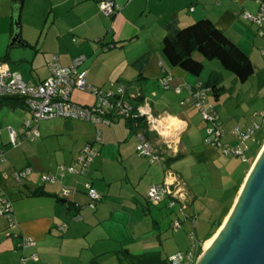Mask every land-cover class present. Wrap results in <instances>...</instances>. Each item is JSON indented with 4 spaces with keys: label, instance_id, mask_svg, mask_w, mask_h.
I'll use <instances>...</instances> for the list:
<instances>
[{
    "label": "crops",
    "instance_id": "obj_1",
    "mask_svg": "<svg viewBox=\"0 0 264 264\" xmlns=\"http://www.w3.org/2000/svg\"><path fill=\"white\" fill-rule=\"evenodd\" d=\"M102 1L114 3L116 10L112 15L102 12ZM12 5L13 0H0V43L5 52L0 58L6 57L10 69L23 80L39 83L46 78L47 59L51 54H56L64 66L84 55L78 70L85 71L88 84L110 92L116 91L119 84L127 87L131 83L134 87L127 93L132 101L142 97L153 112L157 103L155 97L165 96L162 109L187 126L189 119L195 118L197 109L180 102L188 96L187 87L199 81L206 83L209 73L206 79H201L202 75L191 76V79L182 69L169 66L161 51L163 37L206 18L249 58L257 45L256 27L241 17L242 11L256 12L254 0H22L18 13L20 43L11 44L15 23ZM190 7L193 10H189ZM15 48L33 51L26 58L25 51L13 55ZM164 77L169 79L168 89L161 88L160 81ZM176 87L180 91L175 94H183V97L170 95V90ZM206 99L219 114L218 100H214L211 92ZM27 112L19 106L0 108L3 135L0 150L4 153V159H0V196L11 202L16 222L11 228L6 217L0 216V264H19L22 257L26 258V264H92L94 261L96 264H130L131 255L164 258L180 251L167 249L162 240V232L177 217L176 205L171 206L169 198L151 205L146 200V191L149 185L163 180V170H169L171 162L188 154L192 155L194 163L214 164L219 160V147L204 142L205 122L197 117L201 143L196 144L189 137L183 143L184 129L179 135L178 153L167 155L162 169V164L149 163L136 154L135 132L124 119L117 117L109 124L65 119L63 127L53 132L39 122V136L28 141L30 143L22 141L19 145L22 147L14 149L10 144V131H19ZM172 121L176 125L175 119ZM60 130L70 140L49 145V138ZM98 131L99 142L96 141ZM150 142L163 150L155 135ZM232 142L229 144L233 145ZM87 143L93 144L98 155L86 174L77 176L64 172L60 176L58 166L71 164ZM9 144L10 147H6ZM24 168H30L31 172L18 182L14 172ZM249 168L247 165L240 175L232 176L226 208L215 218L210 232L215 233L218 223L228 215ZM43 172L52 174L55 180L43 182L40 177ZM86 183L101 195L94 210L87 207ZM65 189L69 194L64 195ZM40 190L47 194H38ZM60 199H66V203H61ZM194 201V197L186 194L184 213L196 215ZM214 233L209 236L206 232L200 240L194 235V239L205 246ZM23 238H32L35 244L21 248ZM150 246L151 249H147ZM32 254L37 260L31 258Z\"/></svg>",
    "mask_w": 264,
    "mask_h": 264
},
{
    "label": "built area",
    "instance_id": "obj_2",
    "mask_svg": "<svg viewBox=\"0 0 264 264\" xmlns=\"http://www.w3.org/2000/svg\"><path fill=\"white\" fill-rule=\"evenodd\" d=\"M257 5L255 13L243 11L241 17L249 23H253L258 27V33L264 40V0H254ZM101 10L106 15H111L115 12L116 6L111 1H102L100 4ZM189 10H193L190 7ZM264 53V51H261ZM85 56L79 55L75 57L70 64L61 65L58 56L51 54L47 59L49 75L39 83L25 82L20 74L10 69L9 64L0 60V96H19L24 100L25 108L30 112V120L24 121L18 132L10 131V144L12 147H17L22 141H33L39 136L38 124L41 120L62 117L64 119L86 120L92 123L109 124L113 118H142L148 131L153 132L158 139L159 145L163 150H159L154 146L142 132H135L136 139V154L146 158L150 163H161L162 168L165 166L163 162L167 155L175 154L180 133L187 127V124L171 115L166 114L164 118L158 119L150 108L147 101H143L133 110L132 105L125 99L127 90L124 86H120L116 91L104 92L87 83L85 71L78 70L79 66L84 61ZM162 89L169 88V79L164 77L160 81ZM188 88V96L180 102V104H189L194 106L202 118L209 123L206 127V138L204 142L213 146H217L220 152L225 156L233 155L240 157L245 163L249 162V158L245 155L247 149L245 140L251 138L255 143H259L257 133H259V125H255L248 130L241 131L232 130L231 133L235 138L236 146H231L228 143H221L223 137L222 123L219 114L213 103L208 102L206 97L210 92V87L199 81L192 87ZM74 89L87 91L94 94L96 101L92 106H84L71 100L70 95ZM180 91L179 87L174 89ZM264 117V113H263ZM174 118L176 125L171 126L170 123ZM175 124V123H174ZM100 140V132H97L96 141ZM93 144L87 143L78 153L75 160L69 165L58 166L59 175L63 176L64 172L77 176H84L92 162L98 155V152L93 148ZM4 153L0 150V159H4ZM31 172L30 168H24L14 172L16 180L20 182L22 177H25ZM164 178L161 183L151 184L146 191V200L151 205H157L164 199L169 198L170 205L179 203V212H185L186 191L183 188L182 181L171 171L164 170ZM43 182H53L55 177L50 173H41ZM87 207L94 210L97 203L101 200V195L92 188L90 183L85 184ZM69 194L68 189L64 190V195ZM13 206L8 199L0 196V216L6 217L9 227L15 225L13 217ZM190 220L191 232L190 236L193 239L191 246L185 252H176L167 256L169 264H196L201 253L203 252L204 243H198L194 239V230L196 226L194 216H187ZM181 226L179 220H174L171 223V228L178 229ZM35 241L32 238H23L20 243L21 248L32 246ZM31 258L37 260V257L32 254ZM26 258L22 257L19 264H26ZM62 264V263H59Z\"/></svg>",
    "mask_w": 264,
    "mask_h": 264
},
{
    "label": "rangeland",
    "instance_id": "obj_3",
    "mask_svg": "<svg viewBox=\"0 0 264 264\" xmlns=\"http://www.w3.org/2000/svg\"><path fill=\"white\" fill-rule=\"evenodd\" d=\"M243 12V11H242ZM253 24V23H252ZM257 29L256 39L257 45L253 48V55L250 57L253 65H254V73L244 82L237 80L233 74L224 70L218 61L212 60L208 61L203 59L201 56H198L204 63L205 70L202 73L201 79H206L208 72L215 70L222 74L223 77V85L225 90L221 93L218 100V108H219V117L221 116V123L223 128V137L221 138V143H228L229 141H233L231 145L236 146V141L234 136L232 135V130H238L237 134L241 131H246L249 128H252L255 125H259V130H264V55H261V51H264V40L258 33L257 25L253 24ZM261 27L264 29V24ZM35 37V36H34ZM262 40V41H261ZM24 48H15L13 55L16 53H23L24 51L28 54L26 58L33 50H28ZM4 46L3 43H0V56L4 54ZM8 61V60H7ZM109 65V64H107ZM48 69V66H47ZM111 70V69H110ZM211 73V72H210ZM19 74V73H18ZM49 75V69H48ZM47 75V76H48ZM209 75V74H208ZM189 78H193L188 76ZM25 78V77H24ZM25 82H27L24 79ZM111 82V81H109ZM113 83V81H112ZM116 83V81H114ZM121 84L118 86L120 87ZM124 86V85H122ZM125 87V86H124ZM134 87L133 84H128L126 90H131ZM104 90V89H103ZM175 90H170V95L172 97L178 96V98L183 97V94H175ZM155 108L153 109V114L158 116V119H162L165 117L167 111L162 109L161 104L166 99H159V96L155 97ZM207 98V97H206ZM212 99V97L209 96ZM71 99L75 100L78 103L87 104L88 106H92L96 97L91 92L81 91L79 89H74L71 93ZM159 99V100H158ZM177 103V101H175ZM195 118L189 119L188 126L185 128L183 135L185 138L183 139V143L189 140H192L197 144L201 143L200 141V131L198 127L199 119L206 123L204 132L206 138V127L209 126V123L205 120H202L199 111L196 110ZM27 120H30L31 114L27 112ZM199 119H198V118ZM122 119V118H120ZM220 119V120H221ZM65 119L61 117H53L45 120H41V124H45L50 128V132L57 130L56 128L63 127V123H65ZM73 121V120H72ZM263 121V122H262ZM41 127V126H40ZM227 127V128H226ZM63 130V129H62ZM58 131L57 135L52 138H49V145H54L56 142H66L70 139L68 135L64 133V131ZM42 133V131H40ZM260 132V131H259ZM8 133V132H7ZM0 138L3 136L2 131L0 133ZM44 134V133H43ZM258 134V133H257ZM181 135V134H180ZM51 137V136H49ZM181 136H179L180 138ZM259 148L257 153L261 149L264 144V137H260V133L258 134ZM54 139V140H52ZM27 143L28 140H26ZM20 145V144H19ZM17 147V150L22 146ZM23 145V144H22ZM245 145L247 149L245 150V155L250 157L249 154L254 153L257 149L255 141L251 138L245 140ZM6 147H10L6 145ZM14 148V147H13ZM12 149V147L10 148ZM16 149V148H14ZM178 151L175 153L177 154ZM220 158L216 163L208 162V164L203 163H194L191 159L192 155L188 154L185 157H182L178 160L171 162L169 168V172L177 174L178 178L183 183V188L186 191L187 195H190L191 198H195L193 208L196 211V215H189L187 212L185 213L187 216H195L196 229L195 236L198 240L203 239L206 236V232L210 233V229L212 228V224H214L215 218L218 217L219 213L222 212L226 207L225 204L227 202V198L230 194V185L232 183V176H238L240 173L246 168L247 164L241 160L240 157H236L233 155L225 156L220 152ZM252 157V155H251ZM148 161V160H147ZM149 162V161H148ZM150 163V162H149ZM253 162L250 163L249 167ZM160 164L161 163H155ZM164 165V164H163ZM162 167V166H160ZM163 169V168H162ZM168 170V169H167ZM174 170V171H173ZM237 171V172H236ZM164 175V170H163ZM162 182V181H161ZM160 182V183H161ZM156 184V183H154ZM187 205V204H186ZM176 214L177 217L172 219L182 221L181 226L178 229L167 227L166 231L162 232V240L166 244V248L169 250H178L180 252H185L192 244L193 239L189 238L191 232L190 220L186 218L184 213L179 212V203H176ZM223 209V210H222ZM193 211V209H191ZM188 221L189 223H187ZM185 222V223H184ZM172 223V222H170ZM190 225V226H189ZM12 228V227H11ZM178 230V231H177ZM189 234V236H188ZM157 235V234H156ZM146 241V240H144ZM149 238H147V242ZM141 247V246H139ZM204 248V245H203ZM147 249H151L147 247ZM179 252V251H177Z\"/></svg>",
    "mask_w": 264,
    "mask_h": 264
},
{
    "label": "trees",
    "instance_id": "obj_4",
    "mask_svg": "<svg viewBox=\"0 0 264 264\" xmlns=\"http://www.w3.org/2000/svg\"><path fill=\"white\" fill-rule=\"evenodd\" d=\"M22 0H13L12 13L14 17L13 32L19 34V18L18 13L21 8ZM112 15V14H111ZM162 55L169 66L182 69L186 74L193 77H200L205 70L204 63L198 56L203 59L212 61L216 60L220 66L234 75V77L244 82L254 73V65L249 56L241 50L230 38H228L222 31H220L214 23L206 18L199 19L186 26L178 28L176 32L167 34L162 39ZM7 61L6 57L0 58ZM211 72V73H210ZM208 72L209 77L204 85L210 87L211 95L214 100H219L221 93L225 90L222 83V74L218 71L212 70ZM125 99L132 105L133 110L143 102V98H137L135 102L132 101L128 93ZM7 107H22L25 108L24 100L19 96H0V108ZM127 126L133 132H142L147 140L151 141L153 132L147 130L142 118L134 119L123 118ZM264 120V119H263ZM263 122V121H262ZM264 123V122H263ZM260 131V137H264V130ZM256 144V151L252 153L247 165H250L251 159L255 156L259 143ZM38 194H47L40 190ZM217 228V227H216ZM214 231H211V236ZM96 264V261L92 262ZM130 264H169L167 257H160L158 255H131Z\"/></svg>",
    "mask_w": 264,
    "mask_h": 264
},
{
    "label": "water",
    "instance_id": "obj_5",
    "mask_svg": "<svg viewBox=\"0 0 264 264\" xmlns=\"http://www.w3.org/2000/svg\"><path fill=\"white\" fill-rule=\"evenodd\" d=\"M10 43H20L18 34ZM60 202L65 204L66 199ZM218 224L213 240L196 264H264V144L228 215Z\"/></svg>",
    "mask_w": 264,
    "mask_h": 264
},
{
    "label": "bare ground",
    "instance_id": "obj_6",
    "mask_svg": "<svg viewBox=\"0 0 264 264\" xmlns=\"http://www.w3.org/2000/svg\"><path fill=\"white\" fill-rule=\"evenodd\" d=\"M172 124V126H173V123H175V122H171ZM215 235V234H214ZM213 238H214V236L211 238V239H209V240H207L206 242H205V246H204V249H206L209 245H210V243H211V241L213 240Z\"/></svg>",
    "mask_w": 264,
    "mask_h": 264
}]
</instances>
